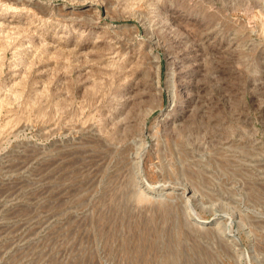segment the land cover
Listing matches in <instances>:
<instances>
[{
	"label": "rangeland",
	"instance_id": "374dc122",
	"mask_svg": "<svg viewBox=\"0 0 264 264\" xmlns=\"http://www.w3.org/2000/svg\"><path fill=\"white\" fill-rule=\"evenodd\" d=\"M0 264H264V0H0Z\"/></svg>",
	"mask_w": 264,
	"mask_h": 264
},
{
	"label": "bare ground",
	"instance_id": "6f19581e",
	"mask_svg": "<svg viewBox=\"0 0 264 264\" xmlns=\"http://www.w3.org/2000/svg\"><path fill=\"white\" fill-rule=\"evenodd\" d=\"M169 211V210H168Z\"/></svg>",
	"mask_w": 264,
	"mask_h": 264
}]
</instances>
